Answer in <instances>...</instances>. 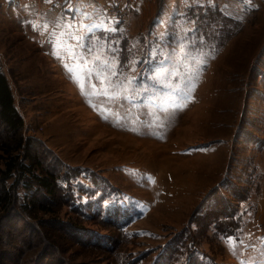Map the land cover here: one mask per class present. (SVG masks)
<instances>
[{"label": "rangeland", "instance_id": "1", "mask_svg": "<svg viewBox=\"0 0 264 264\" xmlns=\"http://www.w3.org/2000/svg\"><path fill=\"white\" fill-rule=\"evenodd\" d=\"M132 1L125 14L129 0H45L24 16L0 0V72L25 134L107 179L115 191L104 205L121 203L137 235L73 261L116 264L119 251L156 252L186 229L217 264H264V4ZM197 4H217L235 30L196 27L184 15ZM223 216L240 219L233 234ZM7 227V240L26 228Z\"/></svg>", "mask_w": 264, "mask_h": 264}, {"label": "trees", "instance_id": "2", "mask_svg": "<svg viewBox=\"0 0 264 264\" xmlns=\"http://www.w3.org/2000/svg\"><path fill=\"white\" fill-rule=\"evenodd\" d=\"M189 9V15L184 16L213 35L218 33L225 38L229 28L235 30V17L217 4L190 5ZM24 129L8 76L0 72V226H8L7 229H17L19 223L26 226L18 229L15 239L0 237V264L5 263L6 253L16 264H91L73 261L77 251L86 249L90 254L93 247L113 251L121 243L136 239L137 235L128 227L131 221L119 217L122 204L113 199L104 205L115 191L107 179L97 177L88 167L63 162L41 137L27 135ZM83 219L109 225L114 235L87 228L79 223H84ZM223 219L226 222L222 228L227 229L226 234H233L240 219L231 218L230 223L229 217ZM184 233L186 229L156 252L147 247L141 252L123 249L115 263L144 264L150 258L147 264H217L207 259L199 236ZM91 260H95V255ZM108 261L114 264L113 259Z\"/></svg>", "mask_w": 264, "mask_h": 264}, {"label": "crops", "instance_id": "3", "mask_svg": "<svg viewBox=\"0 0 264 264\" xmlns=\"http://www.w3.org/2000/svg\"><path fill=\"white\" fill-rule=\"evenodd\" d=\"M134 1L137 2L138 0H134ZM242 1H243V3L248 4V5H251V6H253L255 3L257 5L264 4V0H242ZM2 2H4V1H2ZM44 2H45V0H43V2H42V0H7L6 4H4V5L7 8H16V9H22L23 7H25L26 9H24L22 11V14H24V16L25 15H31V16H33L36 13L39 12V9L41 7L44 8L46 6ZM132 2H133L132 0H129V3L130 4H123V5H125L128 8L127 10H125V14H126V12L128 13V11H131V9H134L135 8V4L136 3L132 4ZM137 7H139V6H137ZM31 9H37V11L36 12H30ZM63 9L64 8H62L61 6L59 7V10L62 11ZM25 19H27V21L21 23V25H22L21 26V29L24 28V29H29L30 30L31 24L28 23V22H31V20L29 18H25Z\"/></svg>", "mask_w": 264, "mask_h": 264}]
</instances>
